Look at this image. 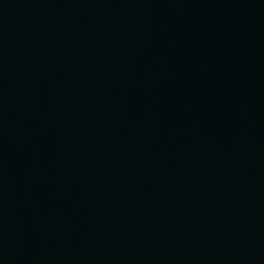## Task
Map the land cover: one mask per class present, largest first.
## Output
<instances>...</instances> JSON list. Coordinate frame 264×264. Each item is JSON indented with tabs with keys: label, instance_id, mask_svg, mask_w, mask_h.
<instances>
[{
	"label": "water",
	"instance_id": "obj_1",
	"mask_svg": "<svg viewBox=\"0 0 264 264\" xmlns=\"http://www.w3.org/2000/svg\"><path fill=\"white\" fill-rule=\"evenodd\" d=\"M0 264H264V0H0Z\"/></svg>",
	"mask_w": 264,
	"mask_h": 264
}]
</instances>
